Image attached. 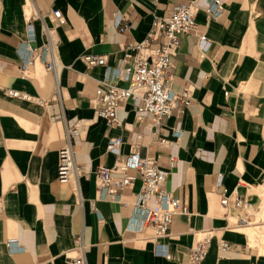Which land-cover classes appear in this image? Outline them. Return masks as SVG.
I'll use <instances>...</instances> for the list:
<instances>
[{"label":"crops","instance_id":"1","mask_svg":"<svg viewBox=\"0 0 264 264\" xmlns=\"http://www.w3.org/2000/svg\"><path fill=\"white\" fill-rule=\"evenodd\" d=\"M191 1L198 30L180 36L167 80L177 91L190 87V105L175 109L159 129L151 115L138 118L132 100L119 110L121 126L97 118L95 92L106 67L87 65L83 55H106L108 66L119 68L126 42L145 40L156 17ZM211 1L1 0L0 264H72L81 254L88 264H194L190 250L203 230H212L214 238L202 264H264V0H222L225 10L217 18L206 12ZM57 9L65 19L58 24L49 17ZM30 20L35 47L46 42L44 21L57 32L60 96L41 60L22 70ZM202 34L211 41L205 53L198 46ZM8 89L30 99L10 96ZM57 114L61 120H53ZM80 120L88 125L71 143L81 171L76 180L61 183L59 150L67 128ZM140 132V157L156 156L164 168L175 157L166 188L190 212L175 215L165 237L155 238L134 211L139 177L119 200L100 198L97 170L117 163L108 140L121 137V151L130 155ZM160 135L173 143L160 144ZM220 176L223 186L217 188ZM239 182V195L252 208L248 222L240 220L243 210L221 205L222 192ZM10 238L17 242L10 245ZM222 238L231 244L225 253L217 246Z\"/></svg>","mask_w":264,"mask_h":264},{"label":"built area","instance_id":"2","mask_svg":"<svg viewBox=\"0 0 264 264\" xmlns=\"http://www.w3.org/2000/svg\"><path fill=\"white\" fill-rule=\"evenodd\" d=\"M1 2V0H0ZM225 6L222 0H212L206 8L209 16L215 18L222 15ZM197 8L195 2L182 3L174 7L168 16L156 17L152 29L147 38L141 42H126L124 54L120 61L119 68L108 66L107 56L100 54L83 55L84 62L89 66H105L106 72L101 85L95 92V116L105 120L109 126H121L122 120L119 110L122 105L132 100L138 118L147 113L152 116L153 127L159 129L166 118L173 114L175 109L184 110L192 101L190 87L180 91L172 89L168 85L169 73L173 67V59L181 46V35L194 34L198 30L196 21ZM51 21L58 24L64 22L61 10H54L50 16ZM122 16L118 15L116 24L125 30L121 25ZM27 38L25 41L28 58L23 64L25 72L28 64L41 60L45 63L47 70L53 73L57 82V94L60 96L59 77L63 69L57 54V41L54 39L55 28L45 21L42 23V32L46 42L41 47H35L37 39L34 24L30 20L27 25ZM163 37V41L158 39ZM198 46L202 52H206L211 41L205 34L198 36ZM123 82L124 85L120 84ZM7 94L13 97L30 99L27 94L13 89H8ZM228 94V93H227ZM63 114L53 116V120H61ZM88 122L78 121L73 128L66 130V143L59 150L58 180L61 183H70L76 180L80 174L81 167L75 161L74 150L71 139L80 136ZM181 130H174L175 136H180ZM144 135L140 132L137 135V142L132 144L130 155H124L121 151L124 143L121 137H111L107 143V150L114 153L117 163L112 167L101 166L97 170L100 198L119 200L122 192L132 186L138 177L142 180L140 191L133 203L135 213L143 215V223L151 228L155 238L165 237L169 234L173 217L175 215H189L187 204L180 198L174 197L166 188V182L170 171L176 165L175 157L170 158V167L164 168L159 165L156 156L140 157L138 148L139 141ZM160 144L171 145L173 140L160 135L157 139ZM135 170L134 175H128V170ZM239 182L231 192L224 190L221 194V205L226 210L237 208L243 210L242 222L250 220L251 205L245 197L239 195ZM217 188L223 186L222 176L216 183ZM78 202H82L80 190L76 185L75 191ZM94 210L98 212L94 204ZM214 234L212 230H203L197 233V241L190 250V259L194 264H202L209 254ZM16 238H10L8 243L14 244ZM218 250L225 253L231 247L226 239L218 240ZM167 258L171 256L166 255ZM72 264H88L84 254L75 256Z\"/></svg>","mask_w":264,"mask_h":264},{"label":"bare ground","instance_id":"3","mask_svg":"<svg viewBox=\"0 0 264 264\" xmlns=\"http://www.w3.org/2000/svg\"><path fill=\"white\" fill-rule=\"evenodd\" d=\"M53 35H54V39H56L57 38V32H56V30L53 32Z\"/></svg>","mask_w":264,"mask_h":264},{"label":"rangeland","instance_id":"4","mask_svg":"<svg viewBox=\"0 0 264 264\" xmlns=\"http://www.w3.org/2000/svg\"><path fill=\"white\" fill-rule=\"evenodd\" d=\"M261 241H262V239H261Z\"/></svg>","mask_w":264,"mask_h":264}]
</instances>
